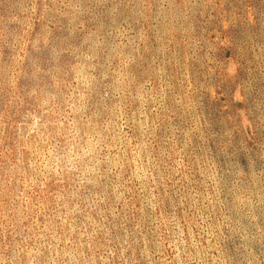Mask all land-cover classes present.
<instances>
[{"label":"rangeland","instance_id":"rangeland-1","mask_svg":"<svg viewBox=\"0 0 264 264\" xmlns=\"http://www.w3.org/2000/svg\"><path fill=\"white\" fill-rule=\"evenodd\" d=\"M0 264H264V0H0Z\"/></svg>","mask_w":264,"mask_h":264}]
</instances>
